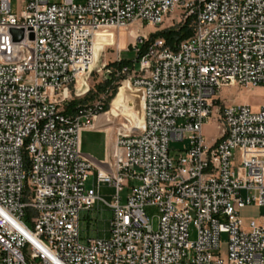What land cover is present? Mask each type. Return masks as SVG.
Listing matches in <instances>:
<instances>
[{"label":"built area","instance_id":"2783aa9c","mask_svg":"<svg viewBox=\"0 0 264 264\" xmlns=\"http://www.w3.org/2000/svg\"><path fill=\"white\" fill-rule=\"evenodd\" d=\"M21 1L16 16L0 0V264H264V217H239L264 207V104L220 98L225 88L264 87V0ZM168 17L189 20V36L172 46L136 37L137 66L115 74L141 90L143 127L116 131L87 187L81 135L106 113L66 107L105 69L95 35ZM210 120L217 137L206 143ZM184 141L174 159L170 144ZM101 185L114 190L111 203ZM96 204L111 211L109 236L81 243L80 214ZM147 207L158 209L156 228Z\"/></svg>","mask_w":264,"mask_h":264},{"label":"rangeland","instance_id":"374dc122","mask_svg":"<svg viewBox=\"0 0 264 264\" xmlns=\"http://www.w3.org/2000/svg\"><path fill=\"white\" fill-rule=\"evenodd\" d=\"M58 0H52V2ZM76 4H83L85 0H74ZM24 11V3L21 0H10V12L12 15H19L20 12ZM188 21V20H186ZM186 21L179 20V18L168 17L165 22L157 27L149 28L145 23H143V27L139 26L138 22L133 23L128 26L126 29L122 30H99L98 33L100 35V45L97 50V68L102 69L105 66V69L98 72L95 70L89 81V92L82 99H73L70 101L69 105L72 104V107L82 104V105H102V109L104 110L107 107V110L104 113L110 111L111 107L114 106L116 98L112 97L113 87H119V82L122 80L116 79L112 82L111 87L102 88L101 86L105 82L106 72L108 69L114 77L116 78L115 69L110 67L113 63H117L120 61H133L135 60V52L133 51V47L137 44L136 37H145L148 41L153 39V36L157 33H161L163 31L178 29L182 25L186 23ZM189 25V24H188ZM132 31V34H131ZM131 63V64H132ZM134 64V63H133ZM136 67L137 64L135 63ZM109 76V75H108ZM118 89V88H117ZM220 98L224 100L226 103L237 104V105H248L253 108V110H257L258 107L264 104V87H256L247 90L245 88L240 87H231L225 88L220 92ZM126 110L131 109V112L139 114L140 120L138 125L142 121V115L140 112V108L138 107H128L126 106ZM112 114H117L118 119H114L113 117H109L104 119V123L100 124L101 127H107V130L113 133L114 139L116 131L118 129H123L129 125V122L124 118H122V114L115 111ZM180 121H178L179 123ZM133 124V123H132ZM217 123L213 120H210L209 123H205L203 125L202 133L206 143H210L213 139L217 137ZM125 130V129H123ZM187 145V142L184 141L182 143H172L170 144V155L176 159L179 155V151H183V148ZM235 164L238 163V153H234ZM91 178H89L87 182V187L91 184ZM128 191L124 189L121 193V205L126 203V195ZM114 194V190L106 185H101L100 187V196L107 203L112 202V196ZM145 214L152 220V226L156 228V218L158 216V209L155 207H147L144 209ZM239 217L246 223L249 220H256L264 217V207H256L253 205L245 206L239 212ZM110 219H111V211L102 204H96L93 209L88 212H82L80 214V222H79V235L81 243H86L87 239H102L107 238L109 236L110 229ZM195 238V232L192 229L190 231V239L193 240ZM227 246V235L223 234L220 238V247L219 252L222 257H225Z\"/></svg>","mask_w":264,"mask_h":264},{"label":"crops","instance_id":"0c3cea01","mask_svg":"<svg viewBox=\"0 0 264 264\" xmlns=\"http://www.w3.org/2000/svg\"><path fill=\"white\" fill-rule=\"evenodd\" d=\"M139 26L143 27V24H139ZM147 26H149L150 29L153 28L150 25ZM100 117L96 119L90 129L84 131L81 135V153L91 165L92 177L90 178L92 180L89 185L94 183L97 170L106 168L105 160L115 143L113 133L107 130V127L99 126L101 122ZM210 143H212V141Z\"/></svg>","mask_w":264,"mask_h":264},{"label":"bare ground","instance_id":"6f19581e","mask_svg":"<svg viewBox=\"0 0 264 264\" xmlns=\"http://www.w3.org/2000/svg\"><path fill=\"white\" fill-rule=\"evenodd\" d=\"M132 34V31H131ZM100 45V35L97 32L94 38V56L97 59V50ZM116 101L113 107H111L110 111L104 114L100 117V124L104 123V119L113 117L114 119H118L121 116H118L117 114H112L115 111L122 114V118H124L127 121H132V123L129 122V125L123 129L126 131L130 130H142L143 127V96L142 92L139 88L131 87L127 80H123L118 89L117 93L115 95ZM128 107H138L140 108V112L142 115V121L138 125L140 120V113L136 114L131 112V109L126 110V106ZM99 124V125H100ZM113 143V140H112ZM92 162V161H91Z\"/></svg>","mask_w":264,"mask_h":264},{"label":"trees","instance_id":"16d2710c","mask_svg":"<svg viewBox=\"0 0 264 264\" xmlns=\"http://www.w3.org/2000/svg\"><path fill=\"white\" fill-rule=\"evenodd\" d=\"M190 23V21H186V23L184 25H182L181 27H179L178 29H173V30H168V31H163L161 33H157L156 35L153 36V39L154 40L155 38H158V37H161L163 38L166 43L170 46L173 45V43L175 41H180V40H183L185 38H187L189 36V28H188V24ZM150 40V41H152ZM149 41V42H150ZM146 45H143L141 46V51L143 52L146 48ZM132 62L131 61H127V62H124V61H120V62H117V63H113L112 65H109L110 67L114 68L115 70H118L122 67H126V66H131ZM117 78L114 77V75H109L106 77L105 79V82L104 84L101 86V90L102 88H107V87H111L112 85V82H114V80H116ZM117 88L118 87H113V94H112V97H114L117 93ZM72 104L68 105L66 107V112L67 113H70L71 110H72ZM107 110V107L104 108V112Z\"/></svg>","mask_w":264,"mask_h":264},{"label":"water","instance_id":"95a60500","mask_svg":"<svg viewBox=\"0 0 264 264\" xmlns=\"http://www.w3.org/2000/svg\"><path fill=\"white\" fill-rule=\"evenodd\" d=\"M11 33H12L14 41H20L23 38V31L22 30H12ZM29 39L32 40L33 36L30 35Z\"/></svg>","mask_w":264,"mask_h":264}]
</instances>
